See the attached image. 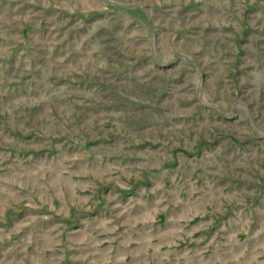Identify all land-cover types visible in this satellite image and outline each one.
Here are the masks:
<instances>
[{
  "label": "rangeland",
  "instance_id": "rangeland-1",
  "mask_svg": "<svg viewBox=\"0 0 264 264\" xmlns=\"http://www.w3.org/2000/svg\"><path fill=\"white\" fill-rule=\"evenodd\" d=\"M0 264H264V0H0Z\"/></svg>",
  "mask_w": 264,
  "mask_h": 264
}]
</instances>
